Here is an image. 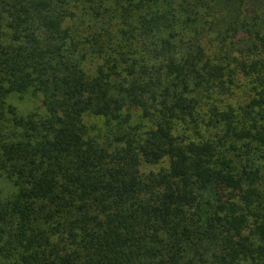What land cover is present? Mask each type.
Segmentation results:
<instances>
[{
	"label": "trees",
	"instance_id": "1",
	"mask_svg": "<svg viewBox=\"0 0 264 264\" xmlns=\"http://www.w3.org/2000/svg\"><path fill=\"white\" fill-rule=\"evenodd\" d=\"M261 3L0 0V264H264Z\"/></svg>",
	"mask_w": 264,
	"mask_h": 264
},
{
	"label": "rangeland",
	"instance_id": "2",
	"mask_svg": "<svg viewBox=\"0 0 264 264\" xmlns=\"http://www.w3.org/2000/svg\"><path fill=\"white\" fill-rule=\"evenodd\" d=\"M262 2H264V0H262ZM260 7L257 6V8H260L259 11L260 12H264V3L259 4ZM243 35L242 32H236L235 34V40H240V37ZM240 43L237 44V46H239ZM40 98H30L28 95H24L21 97H19L18 95H14L11 98H9V101H11V103H13L18 111L22 112V113H26L27 111H30L32 109H34L36 106L38 107L40 105Z\"/></svg>",
	"mask_w": 264,
	"mask_h": 264
}]
</instances>
